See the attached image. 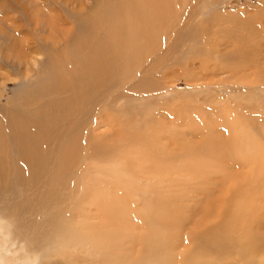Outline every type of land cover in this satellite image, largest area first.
I'll list each match as a JSON object with an SVG mask.
<instances>
[{"label": "rangeland", "instance_id": "1", "mask_svg": "<svg viewBox=\"0 0 264 264\" xmlns=\"http://www.w3.org/2000/svg\"><path fill=\"white\" fill-rule=\"evenodd\" d=\"M111 1L123 5L0 0V119L3 111L24 115L29 104L54 106L70 95L71 89L57 98L51 90L61 64L67 67L77 52L72 40L89 37L74 13L103 14ZM155 1L166 12L164 25L154 24L153 36L168 38L174 30L171 50L154 48L157 58L164 57L162 64L156 66L150 56L125 83L111 80L81 105L84 126L78 134L95 138L90 140L96 155L78 168L83 181H90L79 196L77 222L107 226L111 264L160 259L157 252L150 254L156 237L168 240L166 258L172 264H192L191 258L228 264L238 260L235 247L256 250L250 264H258L264 253V0ZM114 47L118 54L120 45ZM102 49L99 57L105 55ZM109 95L116 100H108L104 110L99 101ZM97 118L105 120L100 128L93 127ZM37 205L36 197L26 205L24 224L33 232H22L27 240L39 239L41 218L29 217L37 214ZM116 229L124 233L119 236ZM5 255L0 251V264H6Z\"/></svg>", "mask_w": 264, "mask_h": 264}, {"label": "bare ground", "instance_id": "2", "mask_svg": "<svg viewBox=\"0 0 264 264\" xmlns=\"http://www.w3.org/2000/svg\"><path fill=\"white\" fill-rule=\"evenodd\" d=\"M75 1L78 4L79 0ZM116 2L118 5H123L115 7L113 1L106 3L107 9L103 14L96 15L94 12V15L89 13L86 16H80L79 13H74V15L78 14L80 16L77 15L78 18H82L86 24L85 27L83 26L86 29L84 34L89 37L87 36L86 39L82 37L79 41L76 39V42L74 39L72 40L71 43L73 44L71 45L75 46V49L77 48V52L71 56L72 59L68 61L67 67L61 64V70L59 69L61 73L57 77L58 82L57 84L54 83L56 86L54 85L55 87L51 90L60 96L71 89V92H68L70 94L68 97L63 95L67 98L64 97L61 102H58V105L55 104L54 106L51 104L35 106L36 102H34V106L29 104L26 107V112H24L26 114L24 115L15 114L12 111L6 113L3 111L4 115L0 119V240H2L3 247H0V251L4 256H6L5 254L8 255L5 258L6 264H111L114 261L110 259L108 253L110 234L107 226L98 228L79 226L76 219L79 196L82 195L81 191L84 193L83 187L87 185L85 183L90 181L89 178L87 180V177L83 181L84 177L78 173V168L82 165L85 166V161L93 159L96 155V150L92 144L95 138L93 136L89 138L90 134L88 136L78 134L79 130L83 132L80 128L84 126L82 125V117H79L82 111L80 108L88 97L92 98L100 88L111 80L116 79L115 81H118L119 85L125 83L131 71L134 72V68L139 69L137 67L141 66L140 63H143L144 66L145 60L151 59L150 56L154 57L151 59L152 63L159 67L164 57L157 58L154 48L159 47L160 51L162 49L171 50L170 39L174 37V33L172 34L174 30L170 31L168 38L165 36L160 39L156 35L153 36L154 24L157 23L159 27L163 26L165 23L163 15L166 12L162 13L161 4H157L155 0H153V4L145 0H117ZM138 2L143 6L141 7ZM145 7L146 10H144ZM78 8L82 11L81 8L83 7L80 5ZM150 8H152L151 13L148 12ZM123 30L126 31L125 35ZM115 32H118V37H116ZM99 37L101 40H105L102 42L98 40ZM105 42H108L107 46H104ZM116 45H120L121 48L118 54L114 50ZM101 48L106 52L105 55L102 54L99 57ZM103 49L102 51H104ZM62 55L65 57L64 52ZM53 58L55 61L56 56ZM58 63H61L60 59ZM148 63L149 61L146 64ZM56 67L58 68V66ZM145 67L148 68V65ZM140 69L142 70V68ZM57 70L54 71L58 72ZM64 78H70L73 83L65 82ZM120 87L123 89L124 84ZM58 96L57 98H62ZM35 97L38 98V96ZM109 97L106 101H99V103L103 102L100 104L105 107L104 110L108 107V100L111 102L116 100L112 101L110 95ZM29 99L31 98L29 97ZM51 99L53 98L51 97ZM33 100L36 101V98ZM40 100L38 98V102H42ZM118 100L120 99L118 98ZM24 105L26 106L27 102ZM98 110L96 112L100 114ZM35 115L43 117L37 120L36 117L34 119ZM95 115L94 119H96ZM63 121L70 122H66L67 125H65ZM104 121L94 120L93 127L100 128V122ZM61 123L63 124L61 125ZM64 125L65 127L62 128ZM90 139H94L93 142ZM86 167H84V172ZM16 194H18V199L11 201ZM32 197L37 199V214L33 215L32 213L29 217L35 216L37 219L39 216L41 218L39 222L40 233L37 234L38 241L34 240V235L27 240L22 233L28 234L30 232L29 227H26L28 225H25L24 222L28 210H25L26 205ZM10 198L11 200H9ZM65 199L67 200L66 211L63 210ZM1 208L6 212H2ZM15 220L22 222L23 225L18 226ZM29 226L32 227V225ZM33 227L36 229L35 225ZM26 228L27 232L25 231ZM115 232L119 233V236L124 233L121 229H116ZM193 240L196 241V239ZM204 244H206L205 246L209 245V243L203 242ZM151 245H153L150 251L151 257L157 256L155 253L157 252L160 259L154 258L152 262L149 257H146L139 264L144 261L146 264H172V260L166 258L170 246L167 239L163 240L156 237ZM247 249L244 251L235 247L238 260L235 261L234 259L228 264H250L256 258L254 255L256 250L254 251L252 248L253 251L250 249L249 251ZM191 250L197 251L194 247ZM262 250L264 251V247ZM262 255L260 257L261 262L258 264H264V253ZM191 259L192 264H198L194 258ZM255 260L253 263L256 262ZM114 264L121 263L116 262Z\"/></svg>", "mask_w": 264, "mask_h": 264}]
</instances>
